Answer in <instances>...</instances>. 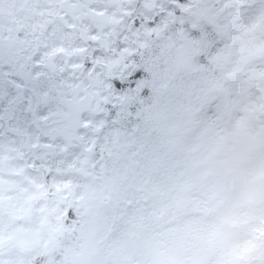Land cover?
Instances as JSON below:
<instances>
[{
    "label": "clouds",
    "instance_id": "obj_1",
    "mask_svg": "<svg viewBox=\"0 0 264 264\" xmlns=\"http://www.w3.org/2000/svg\"><path fill=\"white\" fill-rule=\"evenodd\" d=\"M0 264H264V0H0Z\"/></svg>",
    "mask_w": 264,
    "mask_h": 264
}]
</instances>
